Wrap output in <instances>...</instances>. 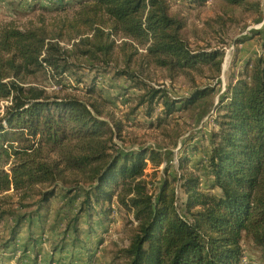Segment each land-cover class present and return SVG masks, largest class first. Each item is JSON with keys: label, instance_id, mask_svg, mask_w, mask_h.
Listing matches in <instances>:
<instances>
[{"label": "trees", "instance_id": "1", "mask_svg": "<svg viewBox=\"0 0 264 264\" xmlns=\"http://www.w3.org/2000/svg\"><path fill=\"white\" fill-rule=\"evenodd\" d=\"M185 1L204 6L211 0ZM222 1L247 7L257 16L256 23L264 21L261 0ZM66 5L55 10L65 13ZM77 6L78 26L0 30V222L13 218L11 242L22 222H32L33 217L16 215L10 206L13 197L20 208L31 206L27 202L35 196L41 206L57 197L60 187L65 198L78 191L67 203L82 200L76 224L83 213L108 212L105 206L113 202L133 215L137 227L122 251L125 264H243L244 239L264 259V52L250 59L220 96L210 151L196 163L207 173L208 188L201 189V177L187 170L190 159L182 156L179 168L186 170L164 177L153 195L147 167L160 168L167 155L149 148H116L113 141L120 137V128L113 132L96 103L50 96L42 88L27 86L26 79L47 69L66 74L71 57L92 66L98 61L110 65L117 61V49L125 61L119 74L144 90L137 108H146L149 116L160 102L169 117L201 104L207 107V99L219 94L225 52L193 48L182 34L186 20L173 14L169 0H77ZM70 28L74 35L68 36ZM111 35L132 40L145 53L128 43L117 46ZM66 37L70 49L62 45ZM144 64L192 83L196 75L214 83L196 86L188 97L176 99L162 86L138 80ZM68 174L80 177L69 179ZM178 181L186 197L180 207L174 187Z\"/></svg>", "mask_w": 264, "mask_h": 264}, {"label": "rangeland", "instance_id": "2", "mask_svg": "<svg viewBox=\"0 0 264 264\" xmlns=\"http://www.w3.org/2000/svg\"><path fill=\"white\" fill-rule=\"evenodd\" d=\"M66 2L65 13L55 10ZM169 2L173 14L186 20L182 34L193 48L209 46L225 52L219 78L221 85L217 88L219 94L207 99L210 100L207 107L201 104L166 117L159 102L154 104L152 114L148 116L146 108H137L140 96L144 94L139 88L142 85L137 86L119 74L125 61L123 53L117 49V61L110 65L98 61L92 66L83 58L71 57L72 67L66 74L54 75L47 69L26 79L27 86L42 88L50 96L76 97L85 103H96L103 113L102 120L113 132L117 133V127L120 128V137L113 141L116 148L122 151L149 148L167 155L166 164L160 168L155 170L151 164L147 167L146 180L153 195L157 194L164 177L186 170L179 168L182 156L190 159L187 170L201 177V189L208 188L207 173L201 166L196 167V163L204 160L210 151L209 139L216 129L214 119L220 96L246 63L264 52V21L256 23L257 16L247 7H232L222 0H211L204 6H190L185 0ZM260 5L264 11V0ZM79 9L77 0H0V30L5 27L24 30L45 25L52 31L64 23L78 26ZM71 31V28L67 30L68 36L74 35ZM253 31L257 33L253 34ZM67 38L62 45L70 49L72 46ZM243 38L248 41L238 44ZM111 39L117 46L128 43L140 54L145 53L130 39L115 35H111ZM134 68L131 66L132 70ZM137 74L140 75L138 80L147 86L160 85L176 99L188 97L196 86L214 83L201 75L195 76V83L183 76L170 77L165 70L147 64ZM192 147L196 151L191 152ZM185 150L188 152L184 154ZM68 177L77 179L80 176L68 174ZM174 187L180 207L186 197L180 181ZM57 191V197L41 206L37 204L39 197L35 196L27 202L31 206L20 208L18 198L13 197L10 206L15 214L33 217L32 222H22L15 242H11L13 218L7 216L0 222V264H125L122 251L129 246L137 227L133 215L113 202L111 206H105L110 207L108 212L83 213L76 224L74 218L82 200L67 203V199L78 191L69 192L68 198L64 197L60 187ZM75 226L77 232L73 231ZM242 246L243 264H264L260 250L250 240L244 239Z\"/></svg>", "mask_w": 264, "mask_h": 264}]
</instances>
